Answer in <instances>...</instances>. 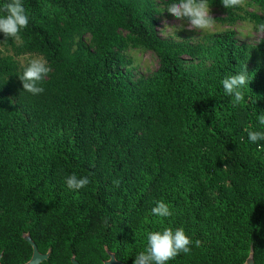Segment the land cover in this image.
Masks as SVG:
<instances>
[{
  "label": "trees",
  "instance_id": "obj_1",
  "mask_svg": "<svg viewBox=\"0 0 264 264\" xmlns=\"http://www.w3.org/2000/svg\"><path fill=\"white\" fill-rule=\"evenodd\" d=\"M243 1L264 10V0ZM198 2L228 17L238 8ZM22 3L21 49L46 58L50 72L33 95L16 62L0 58V264L30 258L24 232L39 252L50 249L39 264H72L71 255L102 264L105 248L132 264L163 227L192 241L168 264H242L250 246L264 264V141L250 144L244 131L264 132V41L237 44L227 32L200 49L162 39L151 0ZM257 19L264 24V11ZM129 45L155 55L151 75L133 79ZM185 55L209 63L185 66ZM243 69L250 81L234 106L219 82ZM73 172L90 183L68 190ZM157 200L169 217L151 214Z\"/></svg>",
  "mask_w": 264,
  "mask_h": 264
},
{
  "label": "clouds",
  "instance_id": "obj_2",
  "mask_svg": "<svg viewBox=\"0 0 264 264\" xmlns=\"http://www.w3.org/2000/svg\"><path fill=\"white\" fill-rule=\"evenodd\" d=\"M238 3L239 0H224L223 6L228 7ZM165 11L177 20H187L189 25L195 29H205L211 19L208 10L198 0H172L167 4ZM28 23L29 17L22 0H4L0 3V35L3 39H11L17 47H22L21 33ZM257 30L264 31V24L259 25ZM49 72L50 67L46 58L40 55H30L24 58L20 72L16 76L23 91L37 95L43 92L41 81ZM249 81L247 72L243 69L224 76L219 83L223 94L231 98L230 102L234 106H238L243 99V90L248 87ZM258 123L264 125V116L259 118ZM244 131L250 144L264 141V132L249 129ZM89 183L87 175L78 176L73 172L64 177L66 188L74 192L85 188ZM150 211L158 218H167L171 215L168 204L162 200L155 201ZM191 243L192 241L183 228L163 227L149 231L143 249L134 255L132 264H168L180 253H189Z\"/></svg>",
  "mask_w": 264,
  "mask_h": 264
},
{
  "label": "rangeland",
  "instance_id": "obj_3",
  "mask_svg": "<svg viewBox=\"0 0 264 264\" xmlns=\"http://www.w3.org/2000/svg\"><path fill=\"white\" fill-rule=\"evenodd\" d=\"M157 9L156 13V30L160 38L168 39L174 42H181L192 47L204 48L210 37L222 35L227 32H232L237 44L244 43L249 46H255L264 41V31H258L261 21L257 19L264 11L249 5L247 1L239 0L238 8L233 10L232 16L228 14L222 7L216 5H203L208 10L211 17L208 26L205 29L192 28L187 20H177L172 14H169L166 9V4L163 0H151ZM168 26V27H167ZM163 30V31H162ZM39 55L34 52H27L17 47L15 42L9 44L0 36V58L10 56L17 64V74L20 72V66L27 56ZM128 68L133 76V79L145 78L153 73L157 67V58L150 51L134 48L129 45L123 53ZM185 66L203 62L207 65L208 60H203L202 57L192 59L185 55L182 58ZM251 66L252 63H247ZM7 77L3 80L6 81ZM8 88L12 89V84Z\"/></svg>",
  "mask_w": 264,
  "mask_h": 264
},
{
  "label": "water",
  "instance_id": "obj_4",
  "mask_svg": "<svg viewBox=\"0 0 264 264\" xmlns=\"http://www.w3.org/2000/svg\"><path fill=\"white\" fill-rule=\"evenodd\" d=\"M23 239L31 246V255L30 258L24 262L23 264H39L43 260H46L49 253L50 249H48L45 253H41L37 250L35 243L33 242L32 238L30 237L28 232H24L22 234ZM106 254L108 258L102 262V264H121L116 258L114 257V254L110 251H108L105 248ZM1 257V254H0ZM70 261L72 264H79L75 258L74 255H71ZM242 264H254L253 261V256H252V248L250 246L249 253L245 259V261Z\"/></svg>",
  "mask_w": 264,
  "mask_h": 264
}]
</instances>
